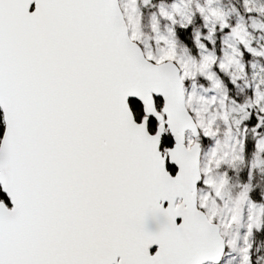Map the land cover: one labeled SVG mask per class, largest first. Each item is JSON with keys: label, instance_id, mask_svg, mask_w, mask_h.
I'll use <instances>...</instances> for the list:
<instances>
[{"label": "snow or ice", "instance_id": "6c2138e0", "mask_svg": "<svg viewBox=\"0 0 264 264\" xmlns=\"http://www.w3.org/2000/svg\"><path fill=\"white\" fill-rule=\"evenodd\" d=\"M250 3L248 12L264 13ZM211 5L196 4L209 43L217 24L230 27ZM172 8L160 13L175 24L180 5ZM153 21L156 52L138 43L137 0H0V264H217L226 244L236 246L224 235L240 222V205L254 207L249 187L220 220L215 198L223 200L227 181L211 172L240 159L243 141L224 151L217 140L201 168L200 133L215 136L217 116L227 122L228 113L206 116L217 98L186 94L184 82L199 75L220 89L216 69L235 82L242 53L229 45L218 61L198 33L199 62L185 58L174 30L160 34ZM230 32L264 55L243 27ZM253 97L242 109L264 113L259 83ZM256 120L253 132L264 125V116ZM185 129L197 139L186 141ZM256 148L264 152V137ZM200 184L211 192L198 195ZM161 217L150 230L149 219ZM249 220L245 239L261 227ZM240 251L250 264L248 247Z\"/></svg>", "mask_w": 264, "mask_h": 264}, {"label": "rangeland", "instance_id": "374dc122", "mask_svg": "<svg viewBox=\"0 0 264 264\" xmlns=\"http://www.w3.org/2000/svg\"><path fill=\"white\" fill-rule=\"evenodd\" d=\"M121 2L123 3V0H121ZM144 3L145 0L144 2L142 0H137V15L139 17L140 32L142 33L141 41L138 43L142 46V48L147 45L153 52H156L157 48L162 45V42L161 44L157 43V33L153 31V17H155L156 20L159 21L158 30L160 34L167 36L169 35V28L174 30V35L171 39L174 40L176 52L180 56H184L185 58L191 56L199 62L200 53L203 50L196 46V36L198 33L200 34L201 42L206 44L209 52H213L217 56L218 61L223 58L225 52H232V48H230L229 45L239 48L242 53V55H239L237 58L240 63L244 65V72L240 73V78L235 82H233L229 74H226L218 69H216L217 76L222 81L220 89H213L210 82L199 75L195 79L185 80L186 94L187 92H194L196 97L202 96L210 99L215 96L217 98L215 103L207 105L208 112L205 113L206 116L213 115L221 111L228 113L227 122L217 116L213 124V128L216 130L215 136L204 137L203 133H200L198 142L202 147L201 168H203L208 165L211 149L216 146L217 140L220 142V146L224 151H230L231 146L236 141L242 140L244 145L245 132L248 127L243 126L242 131L235 130L232 122L235 109H232V103L235 104L234 107H236L239 111H242L245 115L254 114L256 116H264V113H261L259 108L256 106L246 107L243 109L241 107L242 105L252 102L254 98V88L258 83L260 84L261 89L264 90V83H262V81H264V55H253L252 53L247 52L244 49V46L240 44L230 32V28L232 26L239 25L243 27L246 30V38L249 41L250 46L256 48L258 51H264V13L258 14L254 11L248 12L246 7H251L252 4L250 3L246 6L245 0H212L211 6L221 10L225 14V20L230 27L221 30L219 24H217L216 31L212 36L213 42L209 43L205 40L208 28L205 26L203 17L196 10V4H204V0H183V2H181V0H163L152 6L149 10H144L142 8ZM252 3H254L256 7L264 6V0H252ZM173 4L180 5V13H173L176 20L175 24H173L166 17L161 16L160 13L161 8L169 12H173ZM185 16L191 17L190 23L184 20ZM182 23H187V27H181ZM208 27H211V24H209ZM177 28H191L193 47L186 46L177 33ZM235 70L238 71V69ZM225 93L229 99L226 100L222 106L220 104V100L223 98ZM257 129L258 134L256 141L264 137V125H261V127ZM189 137L195 139L191 134H188L187 138ZM236 147L238 154L241 157L240 159L231 164L225 162L221 163L219 167L212 166L211 175L215 176L217 179L223 177L227 181L224 188L223 200L215 198L218 209V219L223 220L226 216L231 215L230 209L238 206V197L245 185H248L249 187L248 196L254 207H250L248 201H245L242 205H240L242 208L240 222L238 224H233L227 234L224 235V239L226 241L235 238L236 246L228 247L226 244V253L223 262L224 264H241L242 253L240 250L241 248L248 247L250 264H264V257L258 255L259 248L254 249V233H256L254 231L264 232V195L261 201H253L250 195V184L243 185L239 188L237 193L231 194V177L240 176L246 167L243 151H239L240 145L238 143ZM253 159V165L264 166V163H255L257 160L264 161V152L258 153L256 148ZM260 169V172H264V167ZM202 192H211V189L200 184L198 195ZM249 216H252L253 219H258L261 227L259 230L253 228L252 234L247 236V239H245L247 225L250 223ZM223 231L224 230L221 229L222 233Z\"/></svg>", "mask_w": 264, "mask_h": 264}, {"label": "trees", "instance_id": "16d2710c", "mask_svg": "<svg viewBox=\"0 0 264 264\" xmlns=\"http://www.w3.org/2000/svg\"><path fill=\"white\" fill-rule=\"evenodd\" d=\"M144 2V0H142ZM163 0H149L144 3L142 8L144 10H149L152 6L156 5L157 3ZM177 33L179 34L180 38L184 41L186 46L193 47L192 35H191V28L181 29L177 28ZM235 104L232 103V109H235L234 116L232 117V122L234 124V128L237 131H242L243 126L248 127L245 132L244 137V149H243V156L245 162V170L242 172L240 176H232L231 184H232V193L235 194L238 192L239 188L245 184H250V195L253 201L259 202L263 199L264 195V172H260V168L264 166L256 165L253 166V157L256 151V139L258 134V129L253 132V128L256 125V115L249 114L245 115L242 111H239ZM238 124V126H237ZM169 139L165 141V143L171 144L174 143L171 135L167 133ZM200 186V185H199ZM255 234V242H254V249L259 248L258 255L264 257V232L254 231ZM256 256V255H255ZM255 262V261H254Z\"/></svg>", "mask_w": 264, "mask_h": 264}, {"label": "water", "instance_id": "95a60500", "mask_svg": "<svg viewBox=\"0 0 264 264\" xmlns=\"http://www.w3.org/2000/svg\"><path fill=\"white\" fill-rule=\"evenodd\" d=\"M139 45H140V44H139ZM140 47L142 48L141 45H140ZM184 87H185V82H184ZM169 134L171 135V133H169ZM188 134H191V129H185L184 135H185L186 141H187V136H188ZM191 135H192V134H191ZM193 138L196 139V137H193ZM172 139H173V141H174V138H172ZM199 144H200V143H199ZM201 155H202V147H201V145H200V152H199V162H200V167H201ZM198 189H199V185H198V188H197V194H198ZM162 223H163V218H162V217H161V218H158V219L150 218L149 221H148V228H149L150 230L155 231V230L158 229V227H159ZM225 241H226V240H225ZM225 252H226V245H225V247H224V250H223V253H222V255H221V258H220V260L217 262V264H219V263L221 262V260H222V258H223V256H224ZM207 263H210V262H205V264H207Z\"/></svg>", "mask_w": 264, "mask_h": 264}, {"label": "built area", "instance_id": "2783aa9c", "mask_svg": "<svg viewBox=\"0 0 264 264\" xmlns=\"http://www.w3.org/2000/svg\"><path fill=\"white\" fill-rule=\"evenodd\" d=\"M223 260H224V258H223ZM223 260H222V262L220 264H224ZM226 262H227V260H226Z\"/></svg>", "mask_w": 264, "mask_h": 264}]
</instances>
